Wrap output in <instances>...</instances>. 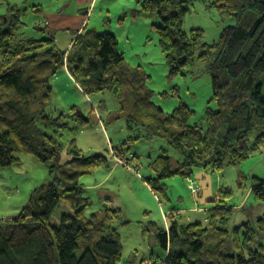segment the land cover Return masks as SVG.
<instances>
[{
    "label": "trees",
    "instance_id": "16d2710c",
    "mask_svg": "<svg viewBox=\"0 0 264 264\" xmlns=\"http://www.w3.org/2000/svg\"><path fill=\"white\" fill-rule=\"evenodd\" d=\"M137 3L131 10L132 18L155 16L160 21L155 28L168 79L185 76L187 66L195 61H208L210 101L215 108L206 109V129L190 122L193 111L183 102L166 113L152 101L149 76L138 66H125L122 53L117 51V39L109 30L97 31L84 25L73 33L69 47L60 49L52 34L34 38L21 29L27 25L22 20L27 11L40 12V5H7L0 15V168L29 155L47 165L51 181L35 187L15 217L0 219V264L121 261L123 245L113 225L120 209L110 207L113 216L107 214L108 208L86 216L90 200L79 184L82 175L106 166L107 158L102 154L84 156L73 147L72 157L60 163L57 137L62 134L53 136L44 131L76 129L90 121V115H83L76 107L56 117L45 112L51 97L49 80L61 69L86 96L106 90L118 100L120 110L126 112L127 130L140 131L129 140L160 136L177 152L176 167L171 168L166 154L150 163L157 174L145 183L152 190L164 193L162 183L173 175L190 178L194 167L221 170L261 148L262 134L258 130L264 125V0H209L207 7L234 19L211 45L203 41L202 30L182 29L188 0ZM34 28L45 31L37 25ZM188 188L193 196L199 195L194 180H189ZM218 192L215 203L204 211L211 220L218 218L224 224L231 208L222 196L229 197L231 190L219 188ZM248 193L264 203V179L252 177ZM61 202L69 212L62 213L57 224H51ZM168 216L171 221L167 228L156 222L148 226L154 242L164 251L159 263L151 258L148 264H264L261 245H255L256 238L264 233V214L231 232L225 227L203 229L198 223L178 225L170 212L165 213ZM208 237L214 240L204 242Z\"/></svg>",
    "mask_w": 264,
    "mask_h": 264
},
{
    "label": "rangeland",
    "instance_id": "374dc122",
    "mask_svg": "<svg viewBox=\"0 0 264 264\" xmlns=\"http://www.w3.org/2000/svg\"><path fill=\"white\" fill-rule=\"evenodd\" d=\"M65 1L67 4H62ZM65 1L23 2L21 6L41 4L42 9L40 12L29 9L22 18L27 23L21 28L25 35L40 38L52 34L55 44L60 49H66L73 33L84 25L97 31L109 30L117 39V51L122 53L125 66H138L149 76L147 86L154 91L152 101L166 113L183 102L193 111L190 122L206 129V109L208 106L215 108L214 102L210 101L208 61H195L187 66L185 76L168 79L166 60L155 28L160 25V21L155 16L132 18L130 13L137 8V0H88L84 4H78V0ZM188 1L189 11L183 18L182 29L202 30L203 41L208 45L217 40L223 27L234 23L231 16L207 7L209 0ZM79 7L83 9L78 11ZM36 25L45 28V31H37L34 28ZM262 83L264 84V76ZM49 85L51 97L45 107L48 115L56 117L60 113L70 112L73 107L83 115H90L87 126L60 132L44 128L49 135L62 134L57 137L61 145L60 163H65L72 157L73 147L79 149L84 156L102 154L107 158L106 166L82 175L79 184L83 188V195L90 200L84 212L86 216L100 213L106 208L109 209L107 214L113 216L110 207L120 209L113 218V225L123 244L121 261L116 264H124L129 259L132 264H148L151 258L159 263L164 257V251L154 243L153 232L148 226L151 222H156L158 226L164 225L163 216L167 212L173 215V221L178 225L198 223L203 229L225 227L230 232L242 223L255 221L264 214V203L255 200L248 193L252 177L264 179V125L258 130L262 134L261 148L247 159L213 172L209 167L205 170L194 167L190 178L173 175L162 183L165 190L162 193L159 189H150L145 180L156 176V170L150 163L161 154L170 156L171 168L177 165V152L167 144L164 137L129 140L130 136L137 135L140 131L127 130L126 112L120 110L118 100L106 90L86 96L65 69L57 71L50 78ZM161 92L168 95H158ZM69 125L74 126L72 120H69ZM252 138L253 135L250 139ZM123 162H127L126 165ZM156 168L159 169L158 166ZM200 171L210 174L213 196L219 194V188L231 190L229 197L222 196L225 204L231 208L229 219L224 224L218 218L211 220L204 211L215 202L199 204L188 188L189 180H194V186H197L194 175ZM48 181H51V175L47 165L29 155L20 156L17 163L7 168H0V219L15 217L30 192ZM65 211L69 212L61 202L50 223L57 224ZM169 217L165 218L167 224L171 221ZM208 239L211 240L208 237L203 238V241ZM213 240L212 238L211 241ZM255 245H261L264 252V233L256 238ZM137 247L138 253L128 254ZM226 249H230L229 246Z\"/></svg>",
    "mask_w": 264,
    "mask_h": 264
},
{
    "label": "water",
    "instance_id": "95a60500",
    "mask_svg": "<svg viewBox=\"0 0 264 264\" xmlns=\"http://www.w3.org/2000/svg\"><path fill=\"white\" fill-rule=\"evenodd\" d=\"M199 186V195H195L194 198L199 204H205L215 201V197L211 191V178L210 174L204 171H200L194 175Z\"/></svg>",
    "mask_w": 264,
    "mask_h": 264
},
{
    "label": "crops",
    "instance_id": "0c3cea01",
    "mask_svg": "<svg viewBox=\"0 0 264 264\" xmlns=\"http://www.w3.org/2000/svg\"><path fill=\"white\" fill-rule=\"evenodd\" d=\"M27 0H0V15L1 14H3L4 12H5V9H6V6L7 5H9V4H16V5H20L21 6V4L24 2V4H25V2H26ZM52 1H59V0H52ZM65 1V0H64ZM88 0H78V4H84L85 2H87ZM62 4H67L66 3V1L65 2H63ZM33 5H35V4H33ZM38 5H40L41 6V4H38ZM64 5V6H65ZM83 8H78L77 10L78 11H81ZM42 11V10H41ZM85 11V10H84ZM86 11H87V9H86ZM85 13H87V12H85ZM78 30H80V29H78ZM68 47H69V45H68ZM67 47V48H68ZM165 218L167 219V217H165V214H164V216H163V220H164V222H163V224H164V226L167 228L168 227V225H169V223L167 224V220H165ZM151 231V230H150ZM154 237V236H153ZM153 241H154V239H153ZM122 242V241H121ZM155 243V242H154ZM123 245V244H122ZM154 245V244H153ZM138 247L137 248H134L133 250H131L128 254H136V253H138ZM151 256V255H150ZM128 258H129V256H128ZM144 259V258H143ZM142 259V260H143ZM129 260H131V259H129ZM130 264H132V262L130 263Z\"/></svg>",
    "mask_w": 264,
    "mask_h": 264
},
{
    "label": "built area",
    "instance_id": "2783aa9c",
    "mask_svg": "<svg viewBox=\"0 0 264 264\" xmlns=\"http://www.w3.org/2000/svg\"><path fill=\"white\" fill-rule=\"evenodd\" d=\"M190 187H191V185H190Z\"/></svg>",
    "mask_w": 264,
    "mask_h": 264
}]
</instances>
